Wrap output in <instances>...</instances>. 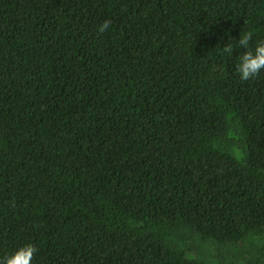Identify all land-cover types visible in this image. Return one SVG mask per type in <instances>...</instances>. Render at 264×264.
Returning a JSON list of instances; mask_svg holds the SVG:
<instances>
[{
  "label": "trees",
  "instance_id": "obj_1",
  "mask_svg": "<svg viewBox=\"0 0 264 264\" xmlns=\"http://www.w3.org/2000/svg\"><path fill=\"white\" fill-rule=\"evenodd\" d=\"M249 30L264 0H0V264H264Z\"/></svg>",
  "mask_w": 264,
  "mask_h": 264
},
{
  "label": "clouds",
  "instance_id": "obj_2",
  "mask_svg": "<svg viewBox=\"0 0 264 264\" xmlns=\"http://www.w3.org/2000/svg\"><path fill=\"white\" fill-rule=\"evenodd\" d=\"M111 26V21L105 20L98 28L100 33L107 31ZM252 31H242L238 40H235L236 48H243L244 51L239 56V63L236 65L235 71L242 81H248L258 77L264 70V40L256 42L255 48L250 47L253 37ZM223 53L231 55L235 48L231 43H227L221 48ZM38 252L34 244H26L9 255L3 264H31L34 255Z\"/></svg>",
  "mask_w": 264,
  "mask_h": 264
}]
</instances>
